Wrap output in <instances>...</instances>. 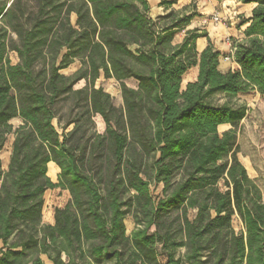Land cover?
<instances>
[{"label": "trees", "instance_id": "trees-1", "mask_svg": "<svg viewBox=\"0 0 264 264\" xmlns=\"http://www.w3.org/2000/svg\"><path fill=\"white\" fill-rule=\"evenodd\" d=\"M180 1L159 0L154 20L148 0H0V153L13 137L6 170L0 161V264H264L263 195L238 159L247 108L232 104L264 105V0H239L255 7L225 73L206 33L186 30L198 15L173 10ZM99 80L119 84L122 106ZM51 190L69 198L42 225Z\"/></svg>", "mask_w": 264, "mask_h": 264}, {"label": "rangeland", "instance_id": "rangeland-1", "mask_svg": "<svg viewBox=\"0 0 264 264\" xmlns=\"http://www.w3.org/2000/svg\"><path fill=\"white\" fill-rule=\"evenodd\" d=\"M204 3H201V2ZM152 9L156 11V6L153 0H148ZM200 2V3H199ZM229 8L234 6L230 3ZM173 10L175 12H185V13H195L198 16L193 19L190 25L186 30L197 29L200 32H205L203 28H207L208 32L211 34L212 38L222 36L221 41L226 44H231L232 38L227 35H222L223 27L226 23L234 22L236 20V16L232 13L230 14L231 18H223L217 14H220L221 8L215 6L210 0H183L178 2ZM161 12V11H160ZM165 11L163 10V14ZM215 14V15H213ZM213 16H219L222 20L221 25H215L212 21ZM204 19H206L204 21ZM74 19L71 18V21ZM155 20V19H154ZM216 27H219L216 28ZM184 36V32L180 33L174 39V44L180 42ZM11 63L16 62L15 55H10ZM79 68V62L75 61L68 69L64 70L62 74L66 76H71L75 71ZM128 87H134V83L132 81L126 82ZM84 86L83 82H80L75 87L76 89ZM96 87H101L106 93H108L112 102L116 107L122 106V99L120 95L119 84L114 80H99L96 83ZM222 103V100L218 101ZM232 104L236 105H244L247 108L246 116L244 120L241 121L238 130H237V144H238V159L244 165L247 170L248 176L253 179L256 185L262 192L263 195V203H264V105L262 104L260 98L257 95H249V96H238L236 99L232 100ZM95 126L96 132L102 134L104 131V124L100 118H95ZM12 129H16L21 125V121L12 120L10 122ZM222 128V127H220ZM227 130L226 128L220 129L219 133L221 134L223 131ZM13 137L9 136L3 151L0 153V161L2 163V169L6 170L9 156H10V146L12 143ZM49 175L52 177L51 180L55 176L53 172H50ZM161 187L153 188V192L155 196L160 194ZM45 200V209L43 211L44 221L48 220L52 211L56 207H63L66 203V195L57 190L47 191L44 195ZM124 226L126 230V234H130V232L134 229V223L132 218L129 216L124 220ZM232 226L235 232H240L241 226L239 221L235 218L232 220Z\"/></svg>", "mask_w": 264, "mask_h": 264}, {"label": "crops", "instance_id": "crops-1", "mask_svg": "<svg viewBox=\"0 0 264 264\" xmlns=\"http://www.w3.org/2000/svg\"><path fill=\"white\" fill-rule=\"evenodd\" d=\"M153 1L155 3V6H156V11H154L152 9V6L150 5V2H148L149 6H150L149 16L152 19H156V18H158V17L163 15V9L158 7L159 0H153ZM181 1H183V0H181ZM210 2H212L215 6L221 8L220 14H217L220 17H223L225 19L231 18L230 17L231 13L236 16L235 17L236 20L234 22L232 21L230 23H226L225 26H222L223 27V32L221 34L222 35H227L230 38H232L231 43L234 42V41L235 42L243 41L245 39V36H244L243 32H244L247 24L245 23L244 25H240V21H242V20L248 21L251 18L252 10L255 7V4L242 5L239 2V0H223L221 2H216V1L210 0ZM201 3H204V2L202 1ZM230 3H232L234 5L231 8H229V6H228ZM213 15H215V14H213ZM205 20L206 19H204V21ZM216 28L219 29V27H216ZM203 29L205 30L207 38L209 39L211 44L214 46V48L221 55V57L219 59V67H218V69L222 73H225V72H227L229 70H235L237 68V66L230 59L226 60V58L229 55V50H230L231 44H226L223 41H221V39H222L221 35H219L218 37L212 38L211 34L208 32V29L207 28H203ZM176 36H178V35H176ZM175 37H174V39H175ZM174 39H173V42H174ZM173 42H172V45H176V44L180 43L181 40H180V42H178L176 44H174ZM206 45H207V39L206 38H199L196 41V50L198 52H201L206 47ZM196 76H197V69L196 68H193V69L189 70L183 76L182 84L186 85L189 82L195 81ZM128 81H132L134 83V87H129V88H136V83L133 80H125L124 81L125 85H126V82H128ZM14 120H19V119H14ZM221 127H222L221 129H223V128H226L227 126H221ZM227 129H228V127H227ZM50 172H53V174L55 176L53 179H55V181L51 180L52 177L49 175ZM57 174H58V170L55 167V165L52 164V163L48 164V166H47V176L49 177V179L52 182H56ZM57 191H59V190H57ZM60 192L66 195V202H67L68 198H69L68 194L66 192H64V191H60ZM44 209H45V200H44V207H43V210H42V225H53V223H54V219H53L54 209L52 211L51 217L48 220H46V221H44V217H43ZM235 218L239 221V219L236 216L233 217V219H235ZM239 223H240V221H239ZM240 226H241V223H240ZM241 229H242V226H241ZM40 258H41V260L43 261L44 264H49L47 259H46V257L41 256Z\"/></svg>", "mask_w": 264, "mask_h": 264}, {"label": "built area", "instance_id": "built-area-1", "mask_svg": "<svg viewBox=\"0 0 264 264\" xmlns=\"http://www.w3.org/2000/svg\"><path fill=\"white\" fill-rule=\"evenodd\" d=\"M212 21L215 25H221L223 22L221 20V18L219 16H213L212 17ZM233 52L232 48L230 47V50H229V55H231ZM228 55V57L226 58V60H229L230 59V56Z\"/></svg>", "mask_w": 264, "mask_h": 264}]
</instances>
